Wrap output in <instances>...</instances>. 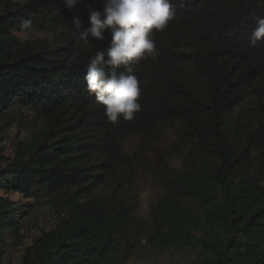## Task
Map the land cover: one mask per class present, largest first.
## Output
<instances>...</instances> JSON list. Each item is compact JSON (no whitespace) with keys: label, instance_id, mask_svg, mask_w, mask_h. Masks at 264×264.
I'll return each mask as SVG.
<instances>
[{"label":"trees","instance_id":"16d2710c","mask_svg":"<svg viewBox=\"0 0 264 264\" xmlns=\"http://www.w3.org/2000/svg\"><path fill=\"white\" fill-rule=\"evenodd\" d=\"M172 2L175 16L153 32L157 59L134 67L141 110L113 124L83 79L110 32L79 40L64 0H0V143L17 109L42 124L0 168V264L23 245L31 210L12 193L51 197L57 216L17 264H126L142 241L159 255L197 247L200 264H264V41L250 43L264 0ZM22 18L45 37L22 38ZM167 127L178 128L181 165L154 166L163 191L148 222L125 195ZM132 138L134 156L124 148Z\"/></svg>","mask_w":264,"mask_h":264},{"label":"clouds","instance_id":"9594fccd","mask_svg":"<svg viewBox=\"0 0 264 264\" xmlns=\"http://www.w3.org/2000/svg\"><path fill=\"white\" fill-rule=\"evenodd\" d=\"M102 10L85 0H64L65 7L73 13L71 24L78 39L103 41L105 31L111 34L109 46L99 49L90 58L83 77L89 94L103 105L104 115L110 123L121 119L131 121L141 110V88L134 67L141 60L158 57L155 31H163L175 16L172 0H97ZM88 10L89 26H83L78 5ZM20 30L30 32L31 19L20 20ZM52 37L49 35V40ZM264 41V16L255 17L250 43L255 46Z\"/></svg>","mask_w":264,"mask_h":264},{"label":"rangeland","instance_id":"374dc122","mask_svg":"<svg viewBox=\"0 0 264 264\" xmlns=\"http://www.w3.org/2000/svg\"><path fill=\"white\" fill-rule=\"evenodd\" d=\"M22 38H43L44 34L30 32L19 34ZM12 123L8 124L1 134L3 141L0 143V149L3 150L2 157L4 161L0 163V168L5 166L8 158L14 154L16 143L29 137L30 129L40 127L41 121L36 114L27 110L17 109L14 111ZM178 128L167 127L162 137L154 141L150 148L142 155L141 164L138 165V171L135 178L132 179V189L125 195V199L132 206L134 213L151 222L156 211L159 196L161 195L162 181L154 174V166L161 162H167L171 167L181 165L179 157V148L182 144H177ZM177 145V147H175ZM126 152L135 155L139 151V141L137 138L124 143ZM182 151V150H180ZM183 150L182 152H184ZM138 162V164H139ZM0 193H3L0 191ZM16 201L31 206V210L25 219L26 238L22 246H10L3 258V264H17L26 246L30 245L44 230L52 229L57 221V216L53 212L51 197H45L41 201L26 199L18 193L8 194ZM196 211L200 214L199 208ZM10 242V239H7ZM145 242L136 244L134 250L126 264H200L202 251L197 247L187 248L182 251H170L166 254L152 253ZM123 253H131L127 247H123Z\"/></svg>","mask_w":264,"mask_h":264}]
</instances>
